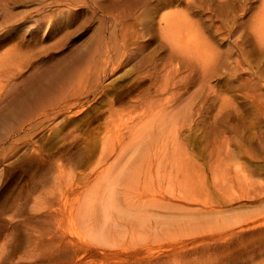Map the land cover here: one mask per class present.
I'll return each mask as SVG.
<instances>
[{
    "label": "rangeland",
    "instance_id": "1",
    "mask_svg": "<svg viewBox=\"0 0 264 264\" xmlns=\"http://www.w3.org/2000/svg\"><path fill=\"white\" fill-rule=\"evenodd\" d=\"M186 1L162 8L161 0H80L84 8L60 38L46 41L44 30L24 37V30L0 49V58L11 50L3 61L7 76L2 81L26 63H37L0 99V264H101L108 255L93 247L123 251L122 244L132 251L150 247L165 252L161 258L171 264L209 258L203 264H235L248 253L254 258L246 264L264 258V226H234L233 235L218 242L223 245L202 241L178 250L174 235L185 236L189 229L159 230L138 243L115 229L107 238L94 237L96 190L114 191L112 200L118 205L109 220L113 224L121 221L116 216L120 206L127 209L128 198L136 206L144 196L148 206L156 207L180 191L179 182L182 187L194 183L198 193L190 204L203 205L220 197L218 188L225 194L240 191L242 186L229 182V176L243 170L248 174L249 161L251 167L264 162L259 143L264 131L259 124L264 120V45L253 44L250 21L263 1L249 0L246 7L254 6L246 16L239 9L242 1ZM36 5L18 0L11 8L23 13ZM147 5L155 6L158 16L151 30L142 19L136 21L137 10ZM163 13H174L186 30L200 36L208 55L199 56V44L185 52L171 46L159 22ZM220 44L222 52L216 53ZM115 63L120 66L112 72ZM56 75L61 96L56 120L51 95L42 98L41 125L39 102L11 114L30 91L42 89ZM139 137L143 139L136 145ZM210 154L217 168L207 163ZM212 170L219 172L216 181ZM190 171H201L202 177L192 183ZM107 175L111 185L104 180ZM206 186L211 187L208 193ZM223 226L214 231L229 230ZM210 228L205 224L199 230ZM79 238L93 247L78 248L76 254L71 240L81 243Z\"/></svg>",
    "mask_w": 264,
    "mask_h": 264
},
{
    "label": "bare ground",
    "instance_id": "2",
    "mask_svg": "<svg viewBox=\"0 0 264 264\" xmlns=\"http://www.w3.org/2000/svg\"><path fill=\"white\" fill-rule=\"evenodd\" d=\"M21 1H25L26 4L37 5L30 12L26 11L23 13H13L11 3L18 2V0H0V49L14 42L18 38V34L22 33L24 30L26 31L24 37L34 35L36 33H41L44 30V39L46 41L49 39L56 40L57 38H60L59 34L62 30H66L74 24V21L78 18L79 11L84 8L78 4L80 0ZM90 1H92V3H99L102 0ZM161 1L162 8H166L175 3L177 5H181L182 3L187 2L186 0ZM262 1V5L259 7L257 6L256 11L250 19V21L253 20L251 33L255 36L256 43L253 39L252 40L253 44L256 46L257 44L259 46L264 45V0ZM238 2H241L243 5V7L241 6L239 8L241 12L243 10L242 16H246L250 11H252L254 4H251L250 7H246L250 2L249 0H238ZM74 4H77V7H75V9L71 10L65 8ZM154 11L155 6L151 7L149 5H147L142 12H140V10H137V12L139 13H137L136 15V21H140L142 19L145 27L151 30V28L155 26L156 17H158L154 14ZM231 15H233L234 18L236 16L235 12H231ZM38 16H40V18H38ZM159 18V22L165 27V32L163 31V34L167 38V40L170 41L171 46L180 49L181 52H185L184 50L187 51V49H189V47H191L192 45L199 44L197 45L199 56L201 58H205L208 55L209 51L204 50L203 45L201 44V37L197 34L190 33V30H186L188 28H186L181 21L177 20L174 13H163V15H161ZM202 42H204L203 37ZM221 47L222 45L220 44L217 48H214L216 50V53H218V51L222 52ZM10 51L11 50H6L5 54L2 56V58H0V99H3V94L4 96H6L10 92L11 87L15 85L13 83L14 80L18 81L20 78H26L29 69L37 68L36 62H28L25 64V66L16 71L14 75L10 76L9 79H7V82L4 80L2 81L3 76H7V74H5L2 69L4 65L3 61L8 60L7 57H9V54L7 53H10ZM262 52H264V50ZM256 53L254 52L253 55H255ZM119 66L120 64L116 65L115 63L112 66L111 71H116ZM57 79H59L58 75L50 78L48 83L42 89L36 90L34 93L30 91L29 98H26L24 102L20 103V107L14 109L11 114H16L18 111H22V109H25L26 105L30 107H36L37 103L39 102L41 107L37 105L39 111L36 117H38L37 124L41 125V101L43 97L51 95L54 99L53 116L54 120H56L59 115V104L61 100L59 99L60 90L57 85L54 84L57 83ZM181 110L182 109H180L179 111ZM259 124L260 127H263L264 120L260 121ZM137 131L138 130L134 132ZM24 132L28 135L35 134L33 130H25ZM131 134L134 135V133L132 132ZM142 139V137H139L135 144L138 145L142 141ZM191 139L194 142L197 141L196 136H192ZM259 140L260 145L264 146V131L260 133ZM183 148L186 149L185 144L183 145ZM209 156L210 159H208L209 161L207 163L210 165L213 162L210 163L211 154ZM204 157H206V155ZM218 157H220V155ZM246 165L249 171L248 172L246 170L248 174L245 172V170H243L242 172L237 173L238 175L232 174L229 176V182H238L239 185L242 186V189L240 191H235L236 193L227 192L225 194V191L222 189L223 187L218 188L217 190L218 192H221V194L216 201H206L203 205H191L190 201L191 203L194 202L193 197L196 195V193H198V190L196 189L198 187H195L193 181L191 180L202 177V173L201 171L200 174L198 173V171H190L187 175L192 178L189 181H191L193 184L190 183L187 187H182L184 185L183 182H179V189L177 190L180 191L171 193L170 195L172 197H170L166 203H157L156 207L148 206V199L144 196H141L138 197V199L141 200V204L137 203V205L135 206L133 203H130L132 201V198H128L130 202H126L127 209H125L124 206H120L121 212L119 213V216H116L119 217L121 221L119 222L115 220L113 224H110L109 220L110 218L115 217L114 208H116V206L118 205L117 201L112 200L114 198V191L107 194L104 191L100 192L99 190H96V194L98 195V202H96L94 206L98 210V216L97 218H95L94 222V227L97 230L94 237L95 239L100 240L102 236L107 238L113 234V230L115 229L119 230L121 234L129 237V240L136 239L135 243H138L141 242L139 240L143 239L144 237L155 235L159 230L175 231L178 229H189V232L185 236L182 235L178 237L177 235L173 234V242L175 243V246H173V248L178 250V248L185 249L188 246H197L199 245V242L202 241H205L207 245H209V243L212 241H215L217 243V246L223 245L218 244V242H226V240L228 239L227 237L233 235V231L235 228L234 226H239L241 229H250L256 226H264V162L257 163L254 167H251V165H253V162L249 161V163ZM212 166H214V168H217L219 165H215L214 163L212 164ZM241 169L242 168H238V170ZM251 172L253 173L252 176ZM212 174L214 176V180L216 181L217 177L219 176V172L212 170ZM252 178H254L256 184L254 183ZM104 180H106L110 184L109 175H107ZM251 180L253 181V184ZM110 185H105V187H110ZM209 190H211V187H204V193H208ZM187 201L189 202L185 203ZM126 217H128L129 220ZM205 224L207 226H211L212 228L207 229V231L203 229L199 230L200 227ZM222 224L224 225V229L229 228V230L227 229L226 232L214 231L218 226H222ZM79 239L81 243L78 240H71V242L75 243V245L77 246L75 252L76 254H78V251L80 250L78 248L91 249L93 247H91L90 241L84 240L83 238ZM139 244V247H142V243ZM144 245H148V243H145ZM124 246L125 245L122 244L121 249H123V251L118 248H107L104 246L93 248L99 249L102 254L108 255L106 257L107 259L105 261H102L101 264H108L110 260H113L110 261L112 264L139 263L135 260H143L139 264H171L169 262V258L162 260L161 257L165 254V252H153L150 247H144L140 250L132 251L133 249L129 250V248H123ZM132 247H134V245H132ZM173 256L174 258H176V255L174 253H172V257ZM205 256H207V253L205 254ZM77 257L79 256L77 255ZM253 258L254 257L248 253L247 255H244L242 259L238 260L235 264H246L252 261ZM210 259L211 258L207 259L206 261L200 260L198 264H203V262L205 263ZM177 264L180 263L177 262ZM259 264H264V258Z\"/></svg>",
    "mask_w": 264,
    "mask_h": 264
}]
</instances>
